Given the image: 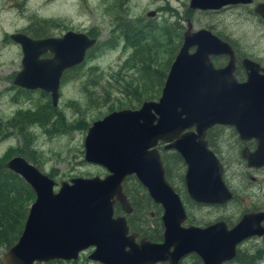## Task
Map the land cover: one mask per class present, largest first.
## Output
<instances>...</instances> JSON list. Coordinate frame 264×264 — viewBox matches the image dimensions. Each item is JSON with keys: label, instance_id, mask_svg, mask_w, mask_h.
Returning <instances> with one entry per match:
<instances>
[{"label": "water", "instance_id": "water-1", "mask_svg": "<svg viewBox=\"0 0 264 264\" xmlns=\"http://www.w3.org/2000/svg\"><path fill=\"white\" fill-rule=\"evenodd\" d=\"M249 0H188L193 9H217ZM254 11L264 18V3ZM154 14L150 10L147 16ZM20 48V69L12 84L39 89L56 106L62 72L79 64L95 38L67 30L60 36L31 38L22 32L8 34ZM193 51H189L193 47ZM48 53L49 56H45ZM228 56L224 67L214 69L210 54ZM234 54L228 43L205 28L191 31L186 21L181 44L156 100H144L138 108L113 110L93 120L83 138V157L108 172L102 178L72 177L55 181L20 155L4 166L21 177L34 194L15 243L0 256V264H34L54 259L74 260L79 251L92 248L87 258L99 264H178L194 252L201 264H223L235 255V246L251 235L264 234L259 222L264 211L243 214L229 229L221 221L205 227H182L185 213L174 188L165 180L154 145L170 142L186 165L183 181L190 199L201 203H224L231 193L220 178V165L207 149L205 129L213 124L234 127L240 139L258 138L253 152L242 153L246 164L260 160L264 133V69L242 58L246 79L237 82L232 71ZM262 71L261 74L258 71ZM194 127V132L184 131ZM133 174L147 195L161 206V241H134L127 234L123 216H112L117 201L123 212L129 207L122 191L124 178Z\"/></svg>", "mask_w": 264, "mask_h": 264}, {"label": "rangeland", "instance_id": "rangeland-1", "mask_svg": "<svg viewBox=\"0 0 264 264\" xmlns=\"http://www.w3.org/2000/svg\"><path fill=\"white\" fill-rule=\"evenodd\" d=\"M158 5H162L161 8L167 6V9L160 10L151 21L160 23L162 20L176 19L184 28L185 19L190 21L192 19L194 28L213 27L231 38L239 52L256 56L264 63V23L258 22L249 13L248 7H236L210 14L194 10L189 13L188 0H0V123L19 109H33L35 104L43 103L48 95L41 94L37 89L31 90L28 94L21 93L16 89L18 87L12 84L13 75L20 69L21 53L19 46L8 38V34L16 31L26 33L24 29L35 21L34 18L35 22H40L42 19H55L62 27L49 26L52 36H59L65 30L84 32L92 30L91 32L95 34L94 37H97L99 42V46L90 52L80 67L68 71L63 80H60L57 107H55L66 121L65 133L45 132V128L51 125L50 122L46 126L33 125L28 128L34 139L32 147L36 150L35 165L41 172L50 174L55 181L68 180L73 176L105 174L101 166L89 164L83 160L84 128H80V125L85 126L86 123L100 119L112 105L120 106L116 102L126 98L123 93H119L123 88V79L128 80L129 76L134 78L137 75H128L124 67L120 65L128 56V49L123 48L119 43L111 47L100 45L112 38L111 29L115 26L116 18L119 19L122 16L130 19L146 18L145 12L156 10ZM168 9H173L178 18L170 17ZM116 38L114 34V39ZM91 72L99 74V77L96 76L93 79ZM85 90L91 94H87ZM69 101H74L75 104L70 105ZM137 104L134 103V106ZM8 146H21V138L11 133L6 138L0 139V154ZM27 161L30 162L28 159ZM236 162L237 160L229 162L228 173L231 177V186L240 189L242 174ZM252 175L256 176L258 182L249 184L243 179L244 189H249L248 192L252 193L261 185L264 191V169L252 171ZM197 210L194 213L196 217L206 213V210L209 212L211 210V215L218 211L212 208H197ZM220 210H226L234 219L236 217L235 201ZM204 218L207 217L204 216ZM261 245L262 240L258 243L248 242L241 247V250L250 253ZM2 252L0 251V256ZM90 252L91 249H87L79 256H88ZM239 256L241 259H246L251 255ZM259 261L260 259L255 264H264V261ZM194 263L193 256H187L181 264ZM224 264L237 263L233 260Z\"/></svg>", "mask_w": 264, "mask_h": 264}, {"label": "trees", "instance_id": "trees-1", "mask_svg": "<svg viewBox=\"0 0 264 264\" xmlns=\"http://www.w3.org/2000/svg\"><path fill=\"white\" fill-rule=\"evenodd\" d=\"M119 19H115L114 25L116 27L114 26L111 29L112 38L107 42L105 40L104 44L100 46L111 47L117 44L118 41H121L123 48H130L132 53L129 56V62H124L123 65L132 69V74H136L137 77H131L128 80L123 79V88L120 90V93H123L126 98L121 101L119 100L120 102H116L120 106L114 107L112 105L108 111L123 106L133 107L134 103L157 97L161 89L160 87L163 84L165 69L171 58V54L176 51L181 42V34L183 31L180 22L176 19L172 21L162 20L160 23L151 20L147 23L141 22L139 18L130 19L126 16H122ZM34 20L36 21L35 18ZM35 21L27 25V29H24L27 35L33 38L52 35L49 31V26H55L56 28L62 27L55 19H42L40 22ZM118 21H121V25H117V23L120 24ZM91 31L87 32V34L94 37L95 34ZM114 34L120 40L114 39ZM98 46L99 42H96L93 47L86 51L84 57H88L90 52ZM90 69L93 70L94 68ZM90 75L93 76V79L96 76L99 77V74L92 72ZM16 89L18 92L25 94L31 92V90L19 87ZM39 92L47 95V93L41 90ZM85 92L91 94L86 90ZM69 104L74 105L75 102L69 101ZM56 107L51 105L47 95L46 100L43 103L35 104L33 109H19L4 122L0 123V139L6 138L11 133H15L21 138V146H8L0 154V251L4 252V250L12 246L17 240L27 214L28 205L34 198L33 191L28 184L17 174L5 168L4 163L11 156L20 155L35 165L36 150L32 147L34 139L28 129L33 125L46 126L50 122L51 125L45 128V132L65 133L67 130L65 127L66 121L59 115L61 112ZM47 176L51 177L50 174H47ZM123 190L132 204L131 216L127 217L130 228L146 236L149 240L159 239L161 227L156 214L150 221L152 227L149 228L147 226V212L153 206L145 191L141 189V186L133 178L125 180ZM254 253L246 254L251 255L246 259H241L239 254H236L233 260L237 264H255L260 259L261 252L260 250H256ZM193 258L195 261L194 264H200L197 257ZM91 262L93 261L88 259L87 256H78L75 260L54 259L34 264H91ZM94 264L99 263L94 262Z\"/></svg>", "mask_w": 264, "mask_h": 264}, {"label": "flooded vegetation", "instance_id": "flooded-vegetation-1", "mask_svg": "<svg viewBox=\"0 0 264 264\" xmlns=\"http://www.w3.org/2000/svg\"><path fill=\"white\" fill-rule=\"evenodd\" d=\"M260 3H264V0H249L248 2H245V3L226 4V5H223L219 8H217V9L200 10V9H193V8L188 7V11H189V13L191 10H194L197 12L217 14L218 12H223V11L230 10V9H233L236 7H248L249 13H251L256 18V20L258 22L264 23V18L261 17L257 12L254 11V8ZM161 7H162V5H158L156 7V10H154V14L151 16L146 15V13L150 11V10L149 11L147 10L145 12L146 18H141L140 19L141 22L147 23L148 21L152 20L160 10H163V9L166 10L167 9V6L163 7V8H161ZM168 10L170 12L169 13L170 17L173 16L174 18H178L176 15V12L173 9H168ZM187 20L189 21V23L191 25V31H195V30L200 29V28H205V29L209 30L210 33L215 35L218 39L229 44V46L233 50V54H234V58H235L234 69L232 71V75L237 82H243L246 79V72L244 71L243 67L240 64V61L242 58H247V59H250V60L256 62L259 64L260 68L264 69V63L262 62V60L260 58H258L256 56H252L250 54L239 52L238 48L235 46V44L233 43V40L231 38L227 37L226 35H224L220 31L215 30L213 27L211 28L210 26H207V27L206 26H200V27L194 28L193 27L194 23H193L192 19L190 21L189 19L186 18L185 19V25H186ZM118 22H120V24L117 23V25H121V21H118ZM185 25H184L183 30L185 29ZM115 27H116V25H115ZM65 31H67V30H65ZM79 32H84V31H79ZM22 33H24V32H22ZM84 33L87 34V32H84ZM50 36H52V35H50ZM45 37H47V36H45ZM89 37H91V36H89ZM92 38H95V43L98 42L97 37H92ZM116 39H119V38H116ZM181 40H182V34H181ZM117 43L121 44V46L123 47V44L121 43V41H118ZM94 44L91 47H93ZM180 44H181V42H180ZM180 44H179V46H180ZM179 46L177 47L176 51L173 54H171V58H170L168 65L165 69V72H164L163 81H164L166 73L169 69L170 63L173 60L174 55L176 54ZM90 48H88L87 50H89ZM126 49H128L129 54L127 57L124 58V60L121 62L120 65H122L124 67V69L127 71L128 75H132L133 70L129 69L123 65L124 62L125 63L129 62V56L132 53V50L130 48H126ZM193 49H194V46L190 47L189 51L191 52V51H193ZM45 56H49L48 53H46ZM84 59H85V57L83 58V60ZM83 60L79 64L65 69L62 72L60 80L65 77V75L67 74L68 71L75 69V67L81 66L80 64L83 62ZM208 60L214 69H218V68H222L225 66V64L227 63V60H228V56L223 54V53H215V54H210L208 56ZM261 72L262 71H260V70L258 71L259 74H261ZM129 77L131 78V76H129ZM159 94H160V90H159ZM159 94L157 95L156 98L149 99V100H156L158 98ZM142 101H144V100H142ZM142 101H140L136 106H133V107L124 106L121 108H115V109L106 111V113L113 111V110H120V109H124V108H128V109L138 108ZM103 115H105V114H103ZM90 123H88V124L86 123L85 126L80 125V128H82V129L84 128L83 129L84 134H85L86 128L90 125ZM184 131H189V132L193 133L194 127L191 126L188 129H185ZM261 136L263 137L260 140L262 143V144H260L262 146V148H261L262 150H261V155L259 156V158H260V160H262V159L264 160V133L261 134ZM83 138H84V136H83ZM204 139L206 141L207 149L213 153V155L215 156V158L217 159V161L220 165V169H221L220 178H221L223 184L227 187L228 191L232 194L231 198L224 203H220V204H218V203H201V202H195L192 199H190V197H188V195L186 193V188H185V184L183 181V176L185 173L186 165L183 162L182 157L173 148H166V145L170 143L168 141L167 142L157 141V143L154 145V148L157 150L159 157L161 159V164H162L163 169H164L165 180L174 188L175 192L177 193V195L181 201V204H182V207H183V210L185 213V221L181 223V226L182 227H187V226L205 227V226L210 225L212 223H215L217 221H221L225 224V227L227 229H229L240 219V217L243 214L264 211V191H262L261 185L259 187H257L254 192L249 193L248 192L249 189H244V186L242 184L243 179L249 184L258 182L256 176L252 175V171L264 169V163H262L258 166H255V167L247 166L246 160L242 156V153L245 152V150L247 152H253L257 148L258 138L250 137L247 139H240L238 133L235 131L233 126L226 125V124H213V125H211L205 129ZM82 158L84 160V157H83V140H82ZM236 160H237V162H236L237 166L240 169L239 172L242 174V178L240 180V183H241L240 189L239 188L236 189V188H233L231 186V184H230V178L231 177H229V173H228V170L230 168L228 166L229 162H234ZM89 164H94V163H89ZM242 167H243V170H242ZM103 169L105 170V174L102 176L101 175H91V176H81V177L98 176V177L102 178L103 176H105L108 173L105 168H103ZM73 177H79V176H73ZM50 178H52V177H50ZM70 178H72V177H70ZM70 178H68V180ZM128 178H133V180H135V182L139 186H141V184L136 180V178L134 177L133 174H130L124 178V180L121 183V187H122V191H123V194L125 196L126 202L128 203L129 211L123 212L120 208L119 203L117 201H115L112 205V216L113 217H115V216H123L124 217L125 223L128 226L127 234L135 233L134 241L136 242L140 238H145V239H147V238H146V236L141 235L137 231L130 228V225L128 224V218L127 217L131 216L132 204H131V200H129V197L126 195V193L123 190V183ZM60 181H58V182L55 181V183H56L55 187L56 188H57L58 183ZM141 189H143L147 195L146 189L142 186H141ZM148 198H149V196H148ZM233 201H235V203H236V210H235L236 217L234 219H232V215L230 213H228L226 210L225 211L220 210V209H224V207H227L228 204L230 202H233ZM150 202H151L153 207L147 212V219H148L147 221H149V222H148V224L146 222V224L149 228H151L152 223L150 221L156 214V216L158 217V220L160 222L161 230H160V238L159 239L153 240V241L149 240V239H147V240H149L151 242H159V241H161V233H162V225H161V221H160V215H161L162 209H161L160 204L154 203L151 199H150ZM193 208H195L194 211H193ZM197 208H199V209H201V208H210L211 209L212 208V209H217L218 211L215 212L214 215H211L210 214L211 210H210V212H209V210H206V213H203L199 217H196L194 213H195V210H197ZM204 216L207 218H204ZM259 225L261 227H264V219L259 222ZM259 240H262V245L260 247L256 248L254 251H252L250 253H246L245 250H243V251L241 250V247L244 244H246L248 242L258 243ZM256 250H260V252H261L260 261H264V234L251 235V236H248V237L242 239L235 246V255L239 254V255L244 256L246 254H255L254 252ZM187 256H193V257H197L199 259L198 255L196 253L191 252V253H188V254L184 255L183 257H181L178 264H181ZM233 258L229 261L230 262L233 261ZM199 261H200V259H199ZM227 262L228 261H226L224 263H227ZM154 264H165V262H156ZM200 264H201V261H200Z\"/></svg>", "mask_w": 264, "mask_h": 264}, {"label": "bare ground", "instance_id": "bare-ground-1", "mask_svg": "<svg viewBox=\"0 0 264 264\" xmlns=\"http://www.w3.org/2000/svg\"><path fill=\"white\" fill-rule=\"evenodd\" d=\"M25 34V33H24ZM28 36V35H27ZM30 37V36H29ZM32 38V37H31ZM92 38V37H91ZM95 43V42H94ZM79 177H81V176H79ZM87 249H91V251H92V248H86V249H83V250H81V251H79L78 252V254H77V258H78V256H79V254L81 253V252H84V251H86ZM76 258V259H77ZM75 260V259H74ZM67 261H69V260H67ZM92 261V260H91ZM93 262H96V261H93Z\"/></svg>", "mask_w": 264, "mask_h": 264}]
</instances>
